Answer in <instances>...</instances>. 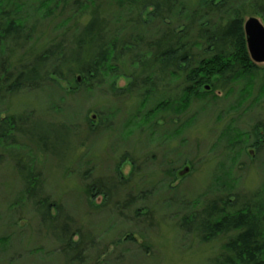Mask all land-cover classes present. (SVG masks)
I'll use <instances>...</instances> for the list:
<instances>
[{
    "label": "rangeland",
    "instance_id": "374dc122",
    "mask_svg": "<svg viewBox=\"0 0 264 264\" xmlns=\"http://www.w3.org/2000/svg\"><path fill=\"white\" fill-rule=\"evenodd\" d=\"M81 1H96L104 14L106 9L115 14L106 0ZM181 1L188 9L203 2ZM86 13L78 25L87 22ZM138 15L144 19V8ZM33 19L38 23L32 41L9 42L12 67L31 65L34 53L43 52L55 36L59 19ZM119 66V76H105L87 93L64 77L0 98V118L19 121L23 132L39 123L33 133L47 144L61 135L57 126L69 129L61 158L38 155L25 133H12L16 144L0 143V240L8 241L0 245V264H67L62 255L67 239L83 242L82 261L68 264H212L226 236L201 242L182 230V217L212 193L228 191L232 200L264 194V64L234 83L231 95L213 89L212 98L194 100L180 114L170 107L150 117L145 112L151 107L142 110L144 100L136 99L147 88L136 83L129 89L135 69ZM74 78L82 83L79 75ZM233 137L239 138L237 146ZM12 153L41 178L42 194L34 201L47 196L60 208L53 223L66 224L63 244L43 229L32 201L23 199Z\"/></svg>",
    "mask_w": 264,
    "mask_h": 264
},
{
    "label": "trees",
    "instance_id": "16d2710c",
    "mask_svg": "<svg viewBox=\"0 0 264 264\" xmlns=\"http://www.w3.org/2000/svg\"><path fill=\"white\" fill-rule=\"evenodd\" d=\"M87 3L81 0H0V98L24 90H38L44 83H55L64 77L74 86L85 87L83 91L87 93L93 83L99 84L105 76L113 79L119 76L120 73H116L119 65L127 63V68L135 69L129 89L136 83L147 88L142 96L136 97L144 100L142 110L151 107V112H145L147 116L170 107L180 114L192 101L212 98L213 89L226 90L231 95L234 83L259 71L247 53L243 22L254 16L264 23V0H203L189 9L181 0H106L108 8L115 10L110 16L111 9H106L108 20L101 11V3ZM71 4L74 9L70 10ZM141 8H144V19L138 15ZM86 11L88 20L80 26L76 20L87 14ZM32 17L48 21L59 19L55 36L43 52L34 53L31 65L21 62V67L15 64L12 67V51L8 45L25 46L32 41L38 23ZM75 75H79L82 83H77ZM13 120L0 118L2 146L16 144L13 132L25 133L38 155L60 157L63 154L62 147L65 150L69 136L67 127L57 126L61 135L53 137L54 145H51L44 137L33 133L39 123L29 125L23 132L17 124L19 121L14 123ZM229 136L226 134V138ZM238 139L233 137L231 143L237 146ZM12 154L14 162L18 158L15 169L23 188V199L32 201L43 229L63 244L66 224L53 223L59 218L54 217L53 212L60 208L47 196L34 201L35 196L42 194L41 178L27 168L19 153ZM113 188L115 185L107 189V193ZM210 196L200 207L192 204V212L181 219L182 230L197 234L201 242L226 236L212 264H264V194L248 199L235 195L234 200L230 199L228 191L226 195L212 193ZM7 242L1 239L0 245ZM82 244L65 241L62 255L67 264L82 261ZM70 253L75 256L68 258Z\"/></svg>",
    "mask_w": 264,
    "mask_h": 264
},
{
    "label": "water",
    "instance_id": "95a60500",
    "mask_svg": "<svg viewBox=\"0 0 264 264\" xmlns=\"http://www.w3.org/2000/svg\"><path fill=\"white\" fill-rule=\"evenodd\" d=\"M246 48L251 61L264 64V26L256 17H247L243 23Z\"/></svg>",
    "mask_w": 264,
    "mask_h": 264
}]
</instances>
